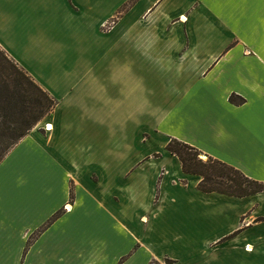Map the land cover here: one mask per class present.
Listing matches in <instances>:
<instances>
[{
    "label": "crops",
    "instance_id": "1",
    "mask_svg": "<svg viewBox=\"0 0 264 264\" xmlns=\"http://www.w3.org/2000/svg\"><path fill=\"white\" fill-rule=\"evenodd\" d=\"M129 1L0 0V45L58 101L0 162V264H264V192H202L166 149L264 182V0Z\"/></svg>",
    "mask_w": 264,
    "mask_h": 264
},
{
    "label": "trees",
    "instance_id": "2",
    "mask_svg": "<svg viewBox=\"0 0 264 264\" xmlns=\"http://www.w3.org/2000/svg\"><path fill=\"white\" fill-rule=\"evenodd\" d=\"M133 1L130 0L129 4ZM127 7L125 5L123 9ZM230 100L242 104L244 99L233 94ZM57 103L52 94L0 46V162L35 126L51 115ZM166 149L179 158L185 173L200 177L197 188L202 192H218L235 197L264 192V182L250 178L240 169L209 156L189 143L170 138ZM60 214L56 213L43 228ZM41 230L30 237L26 249ZM166 262L172 264L175 261L166 259ZM150 264L162 263L152 260Z\"/></svg>",
    "mask_w": 264,
    "mask_h": 264
},
{
    "label": "rangeland",
    "instance_id": "3",
    "mask_svg": "<svg viewBox=\"0 0 264 264\" xmlns=\"http://www.w3.org/2000/svg\"><path fill=\"white\" fill-rule=\"evenodd\" d=\"M86 13H88L87 11H86ZM93 20L92 19H90V17L88 18V19H86V20H84V23H80V24H77V22H75V21H72V23L71 24H69L68 22H67V20H65V22H64V25L62 26L61 25V29H62V33H64L65 31H68L67 29H73V30H75V31H77L76 33H75V35L74 34H71V33H66V34H64L63 36H61V42H64L65 41V43H66V47L67 46H69V49H68V53H67V58L69 57V56H71L72 54H74L75 53V51H79L81 48H80V45H82V40H83V38L82 37H79V35L77 34L78 32H87V30H89V31H92L93 29H94V27H93ZM95 32H96V28H95ZM1 46V45H0ZM1 48L2 49H4L2 46H1ZM5 50V49H4ZM10 55V54H9ZM11 56V55H10ZM27 56V55H26ZM12 57V56H11ZM13 58V57H12ZM14 59V58H13ZM15 60V59H14ZM22 66V65H21ZM23 67V66H22ZM104 70V69H103ZM34 72H35V74L36 75H39V76H41V77H43L44 79H42V80H44L45 82H47L48 80H49V82L50 83H48V84H51V86L53 85V87L56 89V91L58 90V93L61 95H64V89L63 88H60V89H58L57 88V85L58 86H62L61 84H59V83H57V85H56V82H57V80H62V79H64V78H67V77H69V75L68 74H66L65 72H62V71H57V70H55V71H52V76L50 75V79H49V77H48V75H47V73H46V71H44V70H33ZM29 72V71H28ZM73 72H76V71H73ZM30 74V73H29ZM32 77H33V75L32 74H30ZM34 79H35V77H33ZM53 78H55V81L53 82V84H52V80H53ZM123 78H124V76H123ZM69 80H70V78H69ZM35 81L37 82V80L35 79ZM38 84H39V82H37ZM75 83V74L73 73V79H72V81H71V84H74ZM96 84H98L99 86H100V89H101V92H102V96L104 97L105 96V93H106V91H104L103 90V86H107L106 84L107 83H105V79L104 78H102V79H100L99 80V83L98 82H96ZM84 86H86L87 88H90V87H92L93 85L92 84H85ZM108 87V86H107ZM94 88H97V85H94ZM46 90V89H45ZM74 91L73 92H75V90H77V89H73ZM110 90H112V91H114V89H113V87H111V88H109V91ZM78 91V90H77ZM77 91H76V93H77ZM84 91V90H83ZM109 91H107L108 92V94L110 93ZM91 94H93V91L91 92ZM106 102H103V105L105 104ZM100 105H101V103H100ZM112 106H113V103L111 104ZM106 109V106L104 107L103 106V108H102V105H101V111H103V110H105ZM107 109L109 110V109H115V106H113L112 108H110V103L108 102V107H107ZM116 112L118 113V118H116V119H111L112 121H115L118 125H123V124H125L126 123V121H127V115L129 116V113H131V111H130V108H129V102H126V100H123V96L121 97V100L120 101H118L117 103H116ZM61 113H63V110L61 111ZM129 123H131V121H129ZM155 142L156 143H160L161 142V139H159V140H155ZM170 249V248H169ZM171 250V249H170ZM180 256V258L182 259L183 257H182V255L181 254H179ZM166 259H170L171 261L173 260V259H171V258H169V257H167V258H165L161 263L162 264H168L167 262H166ZM173 262H174V260H173ZM176 262V261H175Z\"/></svg>",
    "mask_w": 264,
    "mask_h": 264
}]
</instances>
